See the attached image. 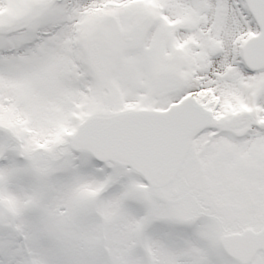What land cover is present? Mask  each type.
Here are the masks:
<instances>
[{"label":"snow or ice","instance_id":"obj_1","mask_svg":"<svg viewBox=\"0 0 264 264\" xmlns=\"http://www.w3.org/2000/svg\"><path fill=\"white\" fill-rule=\"evenodd\" d=\"M0 264H264V0H0Z\"/></svg>","mask_w":264,"mask_h":264}]
</instances>
